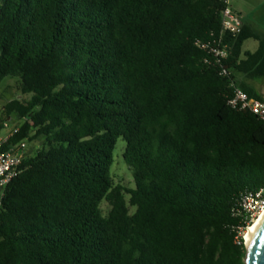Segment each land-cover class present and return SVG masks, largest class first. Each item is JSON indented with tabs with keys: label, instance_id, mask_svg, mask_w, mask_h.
<instances>
[{
	"label": "trees",
	"instance_id": "16d2710c",
	"mask_svg": "<svg viewBox=\"0 0 264 264\" xmlns=\"http://www.w3.org/2000/svg\"><path fill=\"white\" fill-rule=\"evenodd\" d=\"M224 7L0 0V83L20 95L2 113L22 120L12 142H41L1 198L0 264H244L234 212L264 186V123L227 100L230 83L261 98L264 33L224 35L219 76L195 42ZM119 138L132 188L111 176Z\"/></svg>",
	"mask_w": 264,
	"mask_h": 264
},
{
	"label": "built area",
	"instance_id": "2783aa9c",
	"mask_svg": "<svg viewBox=\"0 0 264 264\" xmlns=\"http://www.w3.org/2000/svg\"><path fill=\"white\" fill-rule=\"evenodd\" d=\"M225 7L221 11V27L218 36L211 35L207 40H197L195 46L205 53L204 62L217 69L219 76L227 77L230 70L224 65L229 56L228 44L224 35L235 36L241 31L242 17L224 0ZM231 95L227 100L230 108L237 111H247L264 123V92L261 98L249 97L235 83H230ZM20 124H12L11 119H0V205L1 198L8 184L22 171L21 165L27 157V139L12 142V137L19 131ZM264 211V186L257 190L245 192L239 201L235 215L239 217L240 225L233 227L236 244L245 242L248 227Z\"/></svg>",
	"mask_w": 264,
	"mask_h": 264
},
{
	"label": "rangeland",
	"instance_id": "374dc122",
	"mask_svg": "<svg viewBox=\"0 0 264 264\" xmlns=\"http://www.w3.org/2000/svg\"><path fill=\"white\" fill-rule=\"evenodd\" d=\"M230 7L237 12L243 22L251 25L255 30L264 33V0H228ZM257 47V42L253 39L246 40L242 45L243 52H253ZM237 80H240L237 77ZM17 81L14 78L7 77L0 83V119L5 118L2 111L3 106L9 100L18 98L19 92L17 90ZM255 87L262 91V87L259 84H255ZM23 99H29V96H23ZM12 124H21L22 120L15 116H11ZM34 131L29 132V136H33ZM26 155L31 156L34 152L41 147L39 140H27ZM125 143L122 138H119L113 151V165L111 167V176L114 184H119L125 188L133 187V179L131 171L126 167L122 159V153ZM127 199V197H126ZM100 210L102 216H106L110 210V205L106 201H102L100 204ZM129 212H133V208H129Z\"/></svg>",
	"mask_w": 264,
	"mask_h": 264
},
{
	"label": "water",
	"instance_id": "95a60500",
	"mask_svg": "<svg viewBox=\"0 0 264 264\" xmlns=\"http://www.w3.org/2000/svg\"><path fill=\"white\" fill-rule=\"evenodd\" d=\"M244 246V264H264V215Z\"/></svg>",
	"mask_w": 264,
	"mask_h": 264
},
{
	"label": "bare ground",
	"instance_id": "6f19581e",
	"mask_svg": "<svg viewBox=\"0 0 264 264\" xmlns=\"http://www.w3.org/2000/svg\"><path fill=\"white\" fill-rule=\"evenodd\" d=\"M264 215V211L260 214V216L255 220V222L248 227L247 233L245 234V241H248L255 231L256 227L258 226L259 222L261 221Z\"/></svg>",
	"mask_w": 264,
	"mask_h": 264
},
{
	"label": "crops",
	"instance_id": "0c3cea01",
	"mask_svg": "<svg viewBox=\"0 0 264 264\" xmlns=\"http://www.w3.org/2000/svg\"><path fill=\"white\" fill-rule=\"evenodd\" d=\"M256 48H257V47H256ZM263 92H264V89L262 88V91H260L261 95L263 94Z\"/></svg>",
	"mask_w": 264,
	"mask_h": 264
}]
</instances>
